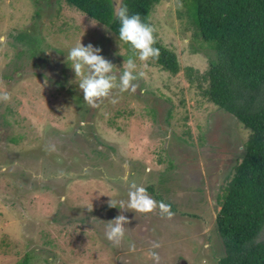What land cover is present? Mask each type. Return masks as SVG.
<instances>
[{
  "label": "rangeland",
  "instance_id": "374dc122",
  "mask_svg": "<svg viewBox=\"0 0 264 264\" xmlns=\"http://www.w3.org/2000/svg\"><path fill=\"white\" fill-rule=\"evenodd\" d=\"M112 1L116 10L120 0ZM179 3L159 0L148 17L176 56L171 75L63 0H0V89L11 94L0 102V264H153L152 250L159 264L216 263L217 196L248 131L207 101L204 85L187 81L184 68L202 72L213 52L194 37L193 2ZM19 33L32 38L34 52ZM80 37L117 76L136 58L145 72L136 92L86 104L67 59ZM132 182L170 205L172 218L110 208L127 199ZM121 214L130 223L115 246L103 222Z\"/></svg>",
  "mask_w": 264,
  "mask_h": 264
},
{
  "label": "trees",
  "instance_id": "16d2710c",
  "mask_svg": "<svg viewBox=\"0 0 264 264\" xmlns=\"http://www.w3.org/2000/svg\"><path fill=\"white\" fill-rule=\"evenodd\" d=\"M94 18L119 39L116 13L127 5L149 24V13L159 0H63ZM194 37L213 52L206 68H184L187 81L201 88L208 102L230 114L248 131L240 159L217 196L214 229L222 246L215 264H264V239L256 240L264 225V0H191ZM158 59H149L174 75L179 65L174 52L154 33ZM25 40L34 52L33 40ZM123 42V41H122ZM126 47L131 45L123 42Z\"/></svg>",
  "mask_w": 264,
  "mask_h": 264
},
{
  "label": "clouds",
  "instance_id": "9594fccd",
  "mask_svg": "<svg viewBox=\"0 0 264 264\" xmlns=\"http://www.w3.org/2000/svg\"><path fill=\"white\" fill-rule=\"evenodd\" d=\"M177 6L182 4L177 0ZM83 17L86 14H82ZM119 21V40L131 45L132 49L138 53V59L147 62L149 59H158L159 49L153 45L156 43L154 36L155 28L145 23L138 13H129L127 5H122L116 13ZM99 22L94 18L89 20L90 26H96ZM4 37H0V43L4 41ZM99 47H94L91 43L87 46L82 45L81 37L79 41L68 51L67 59L71 61V69L74 71L76 78L79 77L78 87L83 93V100L92 108H96L104 100L110 103H117L118 97L114 96V90L120 93H135L139 87L137 81L145 77L143 70L137 71L136 58L130 56L124 60L123 71L117 76L116 66L101 54ZM147 67V64H144ZM11 94L6 89H0V102H9ZM117 203L119 207H117ZM110 208H119L122 211L131 210L135 213L147 214L154 211L171 219L173 213L171 206L163 201L155 200L147 188L132 182L128 185L127 199L117 201H109ZM92 210V207L90 211ZM95 219V218H93ZM105 224L106 239L119 246L124 240L125 233L128 231L126 225L130 221L123 214L117 215L114 219L103 222ZM160 244L153 242L152 249H158ZM130 251H135V245L130 244ZM148 256L153 264H159V253L152 250L148 252Z\"/></svg>",
  "mask_w": 264,
  "mask_h": 264
},
{
  "label": "water",
  "instance_id": "95a60500",
  "mask_svg": "<svg viewBox=\"0 0 264 264\" xmlns=\"http://www.w3.org/2000/svg\"><path fill=\"white\" fill-rule=\"evenodd\" d=\"M181 264H184V262H183V261H181Z\"/></svg>",
  "mask_w": 264,
  "mask_h": 264
}]
</instances>
